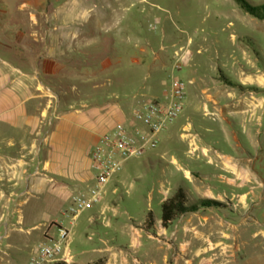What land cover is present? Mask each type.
<instances>
[{
	"label": "crops",
	"instance_id": "crops-1",
	"mask_svg": "<svg viewBox=\"0 0 264 264\" xmlns=\"http://www.w3.org/2000/svg\"><path fill=\"white\" fill-rule=\"evenodd\" d=\"M114 2L0 0V205L5 208L18 201L16 191L23 186L24 202L36 198L63 209L73 193L94 182L89 150L99 134L91 129L103 106L76 107L72 100L68 109L48 116L49 102L51 94L56 107L61 102L54 78L96 76L92 61L100 62V70L122 57L124 27L115 17L120 0ZM188 38L183 57L192 68L181 133L187 148L169 158L159 155V186L156 194L149 191L147 213L139 221L119 225L123 213L132 215L106 198L105 187L100 207L87 218L93 223L106 215L104 231L87 235L75 252L69 245L70 264H238L249 238H264V67L255 68L244 51L237 55L216 43L214 69L202 70ZM91 43L100 52L90 50ZM197 47L201 52L202 45ZM131 60L138 62L135 56ZM165 88L168 83L160 95ZM45 121L44 147L30 172L28 135L41 134ZM177 192L194 208L163 225L161 205ZM204 199L220 205L203 206ZM11 213L1 211L0 222ZM123 235L127 243L117 239Z\"/></svg>",
	"mask_w": 264,
	"mask_h": 264
},
{
	"label": "rangeland",
	"instance_id": "rangeland-1",
	"mask_svg": "<svg viewBox=\"0 0 264 264\" xmlns=\"http://www.w3.org/2000/svg\"><path fill=\"white\" fill-rule=\"evenodd\" d=\"M243 1L254 14L246 11L238 0H120L115 17L124 27L123 41L120 43L122 37L119 41L122 57L119 61L115 58L110 61L112 66L100 70V62L92 61L96 76L54 78L56 85L50 81L54 90L60 93L61 102L56 107V96L51 94L48 116H52L54 110L56 115L65 111L72 100H75L76 107H80V104L101 105L102 117L94 124L91 122V130L98 135L104 128L122 119L123 115L129 117L137 100L160 95L173 76L185 80L187 92L190 88L188 72L192 67L185 65L183 57L181 68L174 71L173 61L174 51L182 47L185 53L186 43H190L188 36L193 39L191 51L195 61L199 60L202 70L214 69L211 57L219 53L216 43L222 50L234 51L237 55L244 51L254 62L255 68L263 69L264 20L256 16L264 17V0ZM108 3L115 4L114 0H108ZM107 32L103 29L102 35ZM198 45H202V49L196 53ZM90 47L92 51L99 50L95 43H91ZM105 56L112 57L109 52ZM133 56L138 62L131 60ZM76 66L80 69L81 62H76ZM188 100L187 96L181 115L157 135L156 147L148 149L141 157L128 159L123 169L105 186L109 189L106 198L118 204L123 212L130 211L132 215L129 217L127 212L123 213L119 225L139 221V216L147 213L148 193L153 191L156 194L162 175L160 161L163 159L159 155L166 152L164 156L169 158L176 149L184 151L187 148V138H182L181 133ZM46 103L45 100L43 105ZM47 128L45 121L40 128L41 134L28 135L30 172L36 163V152L44 147L41 138ZM87 185L90 187L93 182L89 181ZM112 189L114 192H111ZM16 192L19 202L15 200L6 208L0 205V213L13 212L8 219L0 222V264H27L33 249L48 239L58 238L56 220L62 219L63 225L70 227L69 220L61 215L62 207L53 209L36 198L24 202L19 190ZM99 207L100 201L86 209L75 221L69 244L72 252L87 241V235L104 231L106 215H101L93 223L87 219ZM153 209H156L155 202ZM19 217L21 221L18 223L16 220ZM248 224L253 222L249 221ZM117 239L122 243L128 240L126 235ZM249 239L238 264H264V238L256 235Z\"/></svg>",
	"mask_w": 264,
	"mask_h": 264
},
{
	"label": "built area",
	"instance_id": "built-area-1",
	"mask_svg": "<svg viewBox=\"0 0 264 264\" xmlns=\"http://www.w3.org/2000/svg\"><path fill=\"white\" fill-rule=\"evenodd\" d=\"M183 55L182 47L174 51V71L181 68ZM185 99V80L173 76L161 95L137 100L129 117L123 115L122 119L99 133L89 150L93 185L73 193L61 211V215L69 220L70 227H65L63 221L58 223V238L39 244L27 264L71 263V229L79 215L100 201L105 186L123 169L128 159L141 157L148 149L156 147L157 135L183 112Z\"/></svg>",
	"mask_w": 264,
	"mask_h": 264
},
{
	"label": "trees",
	"instance_id": "trees-1",
	"mask_svg": "<svg viewBox=\"0 0 264 264\" xmlns=\"http://www.w3.org/2000/svg\"><path fill=\"white\" fill-rule=\"evenodd\" d=\"M238 1L246 9V11L254 14V12L248 6L245 5L246 4L245 1L243 0H238ZM256 17H258L259 19H264V17L259 16V15ZM200 203L201 205L208 206V207L220 205L218 202L214 200H209V199L201 200ZM193 208L194 206H189V207L185 206L182 193L177 192L172 197L165 200L161 205L162 224L167 225L176 215L190 211ZM151 218H152V213L149 212L147 215L146 226L151 225ZM54 264H67V263L60 261V262H55Z\"/></svg>",
	"mask_w": 264,
	"mask_h": 264
},
{
	"label": "flooded vegetation",
	"instance_id": "flooded-vegetation-1",
	"mask_svg": "<svg viewBox=\"0 0 264 264\" xmlns=\"http://www.w3.org/2000/svg\"><path fill=\"white\" fill-rule=\"evenodd\" d=\"M17 190H19L20 195L23 194V186L22 187H19Z\"/></svg>",
	"mask_w": 264,
	"mask_h": 264
}]
</instances>
